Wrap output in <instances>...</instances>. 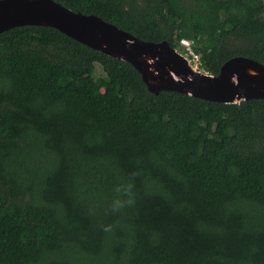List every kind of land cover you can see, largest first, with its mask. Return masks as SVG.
Instances as JSON below:
<instances>
[{"label":"trees","instance_id":"obj_1","mask_svg":"<svg viewBox=\"0 0 264 264\" xmlns=\"http://www.w3.org/2000/svg\"><path fill=\"white\" fill-rule=\"evenodd\" d=\"M54 1L210 74L264 64V0ZM0 264H264V99L154 94L55 28L3 31Z\"/></svg>","mask_w":264,"mask_h":264},{"label":"water","instance_id":"obj_2","mask_svg":"<svg viewBox=\"0 0 264 264\" xmlns=\"http://www.w3.org/2000/svg\"><path fill=\"white\" fill-rule=\"evenodd\" d=\"M24 25L55 28L130 63L154 94L173 91L221 103L264 99V64L248 57L233 56L218 74H210L192 67L167 41L143 40L97 15L73 11L54 0H0V33Z\"/></svg>","mask_w":264,"mask_h":264},{"label":"built area","instance_id":"obj_3","mask_svg":"<svg viewBox=\"0 0 264 264\" xmlns=\"http://www.w3.org/2000/svg\"><path fill=\"white\" fill-rule=\"evenodd\" d=\"M180 43L182 45H186V53L185 54H187L189 61H193L195 63V66L197 68L199 65V56L197 54L193 53V51L190 47V41L182 39V40H180Z\"/></svg>","mask_w":264,"mask_h":264},{"label":"rangeland","instance_id":"obj_4","mask_svg":"<svg viewBox=\"0 0 264 264\" xmlns=\"http://www.w3.org/2000/svg\"><path fill=\"white\" fill-rule=\"evenodd\" d=\"M180 45L186 50V45H182L181 43H180ZM183 48L179 47V48H177V50H178L181 54H183L185 57H187V59H188V56H187V54H185V50H184ZM188 61H189V60H188ZM189 62H190V64H191L192 67L196 68L195 63H194L193 61H189ZM197 69L200 70V71H204L202 68L199 67V65H198ZM100 73H101V70H100V68L97 66V68H96V74L98 75V74H100Z\"/></svg>","mask_w":264,"mask_h":264}]
</instances>
